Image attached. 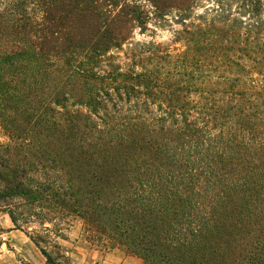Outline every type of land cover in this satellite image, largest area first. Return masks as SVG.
<instances>
[{"label":"trees","instance_id":"trees-1","mask_svg":"<svg viewBox=\"0 0 264 264\" xmlns=\"http://www.w3.org/2000/svg\"><path fill=\"white\" fill-rule=\"evenodd\" d=\"M202 1L146 0L187 49L123 72L142 0H0V209L49 264L76 218L145 262L264 264V0Z\"/></svg>","mask_w":264,"mask_h":264},{"label":"rangeland","instance_id":"rangeland-1","mask_svg":"<svg viewBox=\"0 0 264 264\" xmlns=\"http://www.w3.org/2000/svg\"><path fill=\"white\" fill-rule=\"evenodd\" d=\"M145 5V22L136 23L130 29L128 40L122 45L121 49H114L116 58L113 61L115 66L122 68L121 71L127 72L128 69L142 71L143 66H148L154 58L153 54L146 51L151 46H159L161 50L169 51L176 55L187 49L188 34L187 27L182 23L172 21V15H167L165 19H160L153 13V8L149 6L146 0H142ZM214 0H203L196 7L195 12L202 14L208 7L216 6ZM0 39V54L3 52L4 42ZM15 44L14 39L10 40ZM163 55L165 54L162 53ZM103 69L109 67L104 63ZM6 79H12L8 75ZM196 96V95H195ZM9 103L10 109L6 114L12 115L17 123L20 117L18 115V104L16 98ZM3 118H0V143H12L13 136L5 128ZM98 215L102 217L104 225L113 229L119 221H126L125 215L112 214L98 210ZM84 221L76 218L72 219L71 224L64 226V237L59 238L52 235L53 240L57 241L62 249V264H156V261L145 262L135 254L129 252L127 248L120 245H111L102 247L98 241H93L92 236L86 232ZM29 227L16 228L7 211L0 209V264H49L46 255L42 252V246H46L49 251H55L52 246L40 243V246L32 239ZM53 257L57 258L56 254ZM131 257L130 262H125V258Z\"/></svg>","mask_w":264,"mask_h":264},{"label":"crops","instance_id":"crops-1","mask_svg":"<svg viewBox=\"0 0 264 264\" xmlns=\"http://www.w3.org/2000/svg\"><path fill=\"white\" fill-rule=\"evenodd\" d=\"M131 261V257L125 258V262H130Z\"/></svg>","mask_w":264,"mask_h":264}]
</instances>
